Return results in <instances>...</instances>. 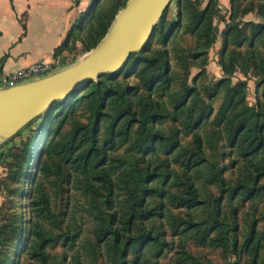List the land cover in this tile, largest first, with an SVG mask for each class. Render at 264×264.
<instances>
[{
  "label": "trees",
  "instance_id": "16d2710c",
  "mask_svg": "<svg viewBox=\"0 0 264 264\" xmlns=\"http://www.w3.org/2000/svg\"><path fill=\"white\" fill-rule=\"evenodd\" d=\"M101 1L94 0L75 27L85 29L86 34L82 38L84 52H89L102 41L129 0H111L108 5L101 4ZM262 1L263 21H250L245 29L236 22L237 0H231V22L224 32L225 48L221 58L225 77L214 85L208 101L202 102L197 88L189 87L187 82L183 86L186 93L182 99L174 98L172 108L164 101L175 74L172 73L167 48L152 53L150 47L154 38L158 36L166 44L178 32L184 16L186 30L194 37V48L199 51V56L212 47L218 34L215 24L220 14L218 0H208L206 4L204 0H178L176 21L167 26L166 13L151 41L142 51L131 56L122 71L106 74L74 91L67 100L55 102L38 118L42 120L38 136L27 142L25 155L16 154L13 150L7 152V155L21 159L20 170L14 175L16 182L22 172L32 181L31 191L22 192L29 199L32 218L29 230L21 224L24 219L19 217V221H9V224L0 226V264H14L13 259L22 256L51 264L47 247L53 237L45 222H54L57 215L45 182L39 176L48 178L58 174L62 170V161L69 168L70 181L76 178L85 189L89 205L87 212L97 224V240H88L86 247L81 245L89 252L87 258L82 256L80 249H76L72 257L74 264H107V260L111 264H160L158 259L174 245L176 239L181 245L176 264H203L194 253L185 249L190 240L236 256V262L232 264H259L264 247V232L258 227L262 216L256 214L247 232H242L239 207L248 202L256 203L264 196V101L259 99L253 106L247 103L248 83L240 81L233 84L232 81L240 62L234 54H230L228 59L225 56L231 40L237 41L239 46L249 41L252 66L264 81ZM250 29L251 36L248 33ZM70 34L56 49V55L69 48ZM248 60L246 57L247 65ZM131 75L139 76L146 89L144 92L140 83L132 85L128 82ZM223 89L225 101L215 121L220 139H228L233 148V159L229 164L221 165L208 157L200 130L209 123L214 112L213 99ZM82 104L95 120L74 130L69 137L63 135L62 129L69 115L76 113ZM168 121L173 124L172 129L164 130L161 126ZM102 124L103 140L100 138ZM184 129L194 135V143L189 149L181 145ZM134 134L133 145L141 154L143 164L128 167L124 157L111 155V152L129 144ZM57 137L60 140L54 144ZM178 149L174 160H183L186 168L180 177L187 179V188L182 193L169 189L167 183L172 172L165 158L161 157L164 150L170 155ZM54 156H58L60 161L55 170L50 164ZM31 168L35 169L34 174L29 172ZM232 168L239 170L235 184L225 177L228 169ZM200 178L217 183L223 196L211 200L202 198L196 185ZM225 194L232 205L239 203L230 211L223 205ZM122 196L124 198L121 199ZM180 209H187V216L182 212L176 213ZM197 209L205 212L202 218L195 214ZM167 221L171 225V234ZM10 229L12 237L9 238L6 233ZM80 229L77 226L66 232L65 245L68 248L73 250L77 247ZM241 233L244 234L243 240L240 239ZM12 240L15 242L11 244ZM16 248L17 253L13 257ZM244 255L250 256L251 261L242 263Z\"/></svg>",
  "mask_w": 264,
  "mask_h": 264
},
{
  "label": "rangeland",
  "instance_id": "374dc122",
  "mask_svg": "<svg viewBox=\"0 0 264 264\" xmlns=\"http://www.w3.org/2000/svg\"><path fill=\"white\" fill-rule=\"evenodd\" d=\"M204 1V4H206L208 0ZM110 2L111 0H102L101 4L108 5ZM227 2L228 3L225 4L223 1L221 2L218 0L220 14L215 20V24L218 26L216 41L211 48L205 50L199 56V51L194 48L195 39L186 30L187 20L184 16L182 17V24L178 32L174 33L166 44H164L163 41H160L158 36H156L152 41V45L150 47L152 53H155V51H159L162 48H167L169 50L168 57L170 60V66L172 73L175 74V80L170 92L164 98V101L169 107L172 108V106H174V98L175 100L182 99L183 95L186 93V90L183 89L185 82H187L189 87L197 88L203 99L202 102H204V100L208 101L209 94L214 88V85L225 77V73L221 65V58L225 48L224 32L228 29V23L231 22L230 17L232 15L231 0H228ZM262 2V0H237L236 6L238 15L236 22L245 27V29L246 27H249L247 23L249 24L250 21L262 22ZM177 5L178 0H175L167 11L165 17V23L167 26H169L173 21H176L178 18ZM248 33L249 36L252 35L251 29ZM85 34V29L75 28L71 31L68 44L69 48L65 50V53L67 54L66 58L71 61H76L88 53L83 51L82 38ZM164 45H166V47ZM195 54H197V57H195ZM230 54H234L240 62V66L232 79L233 84L239 83L240 81H246L248 83L246 89V101L250 106L255 105L259 99L264 101V81L256 74V70L252 66V59H250L249 55V41L244 43L242 46H239L237 41L231 40L225 57L228 59ZM246 57H249L248 65L245 62ZM61 58H63V56H61ZM64 62L65 61L63 59L62 62H60V65H63ZM120 78L124 79V76H120ZM128 82L132 85L140 83L141 91L144 92L146 90L145 87L142 86L138 75H131ZM224 101L225 90L223 89L219 95L213 99L212 103L214 112L210 117L209 123L200 130L204 139V146L208 157L211 160L217 161V163L221 165L229 164L233 159V154H231V150L233 148L230 146L228 139H220V133H217L218 127L215 121V116ZM94 120V116L89 112L86 106L82 104L78 107L76 113H71L69 115L67 122L62 129V134L69 137L74 130L81 128V126H85ZM41 123V119L35 120L28 128L21 132V135H16L6 143L0 145V152L2 153L0 157V226L9 224V221H17L18 217L24 219L23 223H21V220L19 223L23 224L27 230H29L31 226L30 221L32 218V210L29 207L30 202L28 198H25L24 193L22 192L31 191L32 181L30 178H27L28 176L24 172H22L20 173L19 180L16 182L14 175L17 170H20L21 159H15L13 156L7 155V152L9 150H13L16 154L25 155L24 148L26 147L28 141L36 139ZM172 126L173 124L168 121L163 123L161 127L164 130H171ZM100 130V138L103 140L104 137L102 132H104V124L101 125ZM135 135L136 134L133 135L129 144L125 145L116 152H111V155L124 157L127 160L128 167L143 164L141 154L138 153L133 145ZM59 140V137H57L54 140V144H56ZM193 143V133L184 129L182 131V147L184 149H189L192 147ZM178 152L179 149L169 155L166 154V151L164 150L161 152V157L165 158L166 163L169 165V169H171L172 172L170 181L167 183L169 189L182 193L187 188V179L186 177L180 179V177H182L186 168L182 163L183 160L179 162L174 160ZM57 157L58 156H54V158L50 161L54 170L56 169V164L59 165L60 162ZM60 164H62V170L59 172L57 171L58 174H52L48 178H43L41 175L39 176V178H42L45 182L47 191L51 196L52 208L57 215L54 222H45L47 231L53 237L52 243H50L47 247V252L49 254V261L51 264H74L72 257L76 249H80L82 256L87 258L89 252L87 249L82 248L81 245L86 247L88 245V240H97L95 232L97 224L92 220V217L87 212L89 205L87 204L85 189H83L82 184L80 185L76 178H73L70 181V177L68 176V166L64 161ZM238 165L239 164H237V166ZM26 169L27 168L25 167V170ZM29 172L34 174L35 169L31 168ZM238 173L239 170H236L235 168L228 169L225 173V177L231 184H235ZM207 178H200L196 180V185L199 188L201 197L211 200L213 198L215 199L223 196L221 187L217 183L208 182ZM122 198L124 197L122 196L121 199ZM223 198V205L228 211L235 208L239 204L234 203V205H232L228 201L227 194H225V197ZM255 207L258 208L257 211H255ZM200 210H194L198 218H202L205 213ZM239 211V222L242 232H247L250 222L255 218L256 214H258V216H262L258 227L260 231L264 232V196L260 200H257L256 203L248 202L245 206H240ZM178 212H182L183 215L187 216V209L176 210V213ZM164 220L166 222V218ZM77 226L81 228V235L77 242V247L72 250L65 245L66 232L69 228L73 231L77 228ZM166 226L169 228V232L171 234L172 231L170 230L171 225L169 224V221H167ZM6 234L9 238L12 237V229L8 230ZM243 235V233L240 234L241 240H243ZM14 242L15 241L12 240L10 243L12 244ZM15 244L18 248V244ZM180 246L181 245L178 239H176L174 245L171 246L170 249H166L163 255L158 259L160 264H176L177 252L180 250ZM17 248L13 250V257L17 253ZM185 249L194 253L203 264H232L233 262H236V256L227 255L222 249L203 247L194 240L188 241ZM250 261L251 257L244 255L241 262L244 263ZM13 263L42 264L31 260L27 256L19 258L15 257L13 259ZM107 264L111 263L107 260ZM259 264H264V247L261 251Z\"/></svg>",
  "mask_w": 264,
  "mask_h": 264
},
{
  "label": "water",
  "instance_id": "95a60500",
  "mask_svg": "<svg viewBox=\"0 0 264 264\" xmlns=\"http://www.w3.org/2000/svg\"><path fill=\"white\" fill-rule=\"evenodd\" d=\"M175 0H129L102 41L84 57L48 75L0 88V145L60 100L109 73L122 71L151 41Z\"/></svg>",
  "mask_w": 264,
  "mask_h": 264
},
{
  "label": "crops",
  "instance_id": "0c3cea01",
  "mask_svg": "<svg viewBox=\"0 0 264 264\" xmlns=\"http://www.w3.org/2000/svg\"><path fill=\"white\" fill-rule=\"evenodd\" d=\"M227 4L228 0H220ZM94 0H0V76L60 57L56 55ZM227 7V5H226ZM63 56V58H61Z\"/></svg>",
  "mask_w": 264,
  "mask_h": 264
},
{
  "label": "built area",
  "instance_id": "2783aa9c",
  "mask_svg": "<svg viewBox=\"0 0 264 264\" xmlns=\"http://www.w3.org/2000/svg\"><path fill=\"white\" fill-rule=\"evenodd\" d=\"M60 62V57H55L53 62L36 63L26 68H22L8 74H3L0 76V88L14 86L22 82L48 75L57 70Z\"/></svg>",
  "mask_w": 264,
  "mask_h": 264
},
{
  "label": "bare ground",
  "instance_id": "6f19581e",
  "mask_svg": "<svg viewBox=\"0 0 264 264\" xmlns=\"http://www.w3.org/2000/svg\"><path fill=\"white\" fill-rule=\"evenodd\" d=\"M0 141H1V138H0Z\"/></svg>",
  "mask_w": 264,
  "mask_h": 264
}]
</instances>
